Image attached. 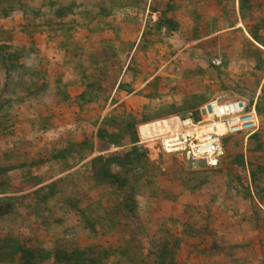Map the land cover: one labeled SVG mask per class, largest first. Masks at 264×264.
I'll use <instances>...</instances> for the list:
<instances>
[{"label": "rangeland", "instance_id": "1", "mask_svg": "<svg viewBox=\"0 0 264 264\" xmlns=\"http://www.w3.org/2000/svg\"><path fill=\"white\" fill-rule=\"evenodd\" d=\"M212 99L261 119L217 165L141 139ZM1 106L0 251L35 258L0 264H156L160 240L176 264H264V0H0ZM104 133L120 143L99 150ZM133 147L93 178V158Z\"/></svg>", "mask_w": 264, "mask_h": 264}, {"label": "built area", "instance_id": "2", "mask_svg": "<svg viewBox=\"0 0 264 264\" xmlns=\"http://www.w3.org/2000/svg\"><path fill=\"white\" fill-rule=\"evenodd\" d=\"M260 122L254 104L243 99H212L195 114L169 116L142 125L140 136L150 148L155 142L164 153H182L215 166L223 155V138L235 134L250 136L259 130Z\"/></svg>", "mask_w": 264, "mask_h": 264}, {"label": "trees", "instance_id": "3", "mask_svg": "<svg viewBox=\"0 0 264 264\" xmlns=\"http://www.w3.org/2000/svg\"><path fill=\"white\" fill-rule=\"evenodd\" d=\"M5 52V51H4ZM15 59V58H14ZM13 58L12 56L8 57V53H1V61L3 63V67L5 72H8L12 66H14L13 63ZM4 107H0V110H3ZM259 112V111H258ZM260 114V112H259ZM257 133V132H256ZM107 134V133H104ZM102 134V135H104ZM255 134V133H254ZM252 134V139H256L259 134ZM106 136V135H105ZM105 136H101V139H106ZM109 136V139L106 140L110 145L100 147L99 150H105L109 148L112 144H119L120 142L110 140L112 138V134H107ZM228 137V136H227ZM227 137L224 139L226 141ZM109 140V141H108ZM137 149L133 147V149L130 152H127L124 154L122 157H117L116 154H111V155H99L91 160V173L94 179L98 181H104L107 179H113L115 178V175L110 173L109 171V166L114 164H117L121 167H125L127 165L132 164V162H138L139 158L137 155ZM137 155V156H136ZM14 197H2L0 198V217L4 216L5 214H8L11 212V205L10 201L13 200ZM13 245L9 247L7 250L0 251V256H5V257H11L15 253H23V256L27 260H32L35 258L34 252L32 250L27 251L25 249H22L20 245L16 242H12ZM156 251L153 254L154 260L156 264H176V260L174 259V254L170 249H171V243L166 240H160L158 243H155L152 245ZM67 262H71V264H76L77 260L74 258V256H68L66 257ZM90 263L94 264L95 261L93 259H90ZM121 259L119 258L116 264H120ZM134 263V262H133Z\"/></svg>", "mask_w": 264, "mask_h": 264}, {"label": "bare ground", "instance_id": "4", "mask_svg": "<svg viewBox=\"0 0 264 264\" xmlns=\"http://www.w3.org/2000/svg\"><path fill=\"white\" fill-rule=\"evenodd\" d=\"M141 127V126H140ZM139 131V130H138Z\"/></svg>", "mask_w": 264, "mask_h": 264}]
</instances>
